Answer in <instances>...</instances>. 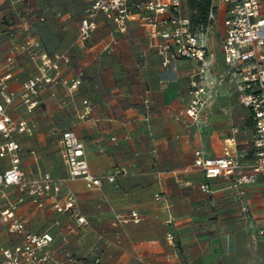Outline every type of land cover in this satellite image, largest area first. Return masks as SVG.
Instances as JSON below:
<instances>
[{"label": "crops", "instance_id": "obj_1", "mask_svg": "<svg viewBox=\"0 0 264 264\" xmlns=\"http://www.w3.org/2000/svg\"><path fill=\"white\" fill-rule=\"evenodd\" d=\"M85 7V0H0V70L11 75L10 92L18 93L38 72L42 53L64 57L59 82L39 90L32 113L19 97L7 108L28 128L14 135L21 169L27 178L49 173L61 196L76 197L74 209L59 214L48 203L35 207L10 186L0 189V209L23 196L15 215L28 229L53 235L50 264H264V176L237 186L224 173L205 178L193 167L197 149L204 156L228 149L252 159V120L238 98L237 77L208 47L213 30L217 38L223 32L224 7L207 37L212 100L195 120L185 109L197 63L177 59L163 67L158 38L136 20L120 32L100 17L80 41ZM83 100L89 102L85 117ZM67 130L83 142L89 173L114 175L113 181L89 188L82 178L69 177L61 157ZM7 164L0 159V169ZM131 210L140 213V222L112 225L116 215ZM76 211L85 223L76 224ZM19 241L0 221V248Z\"/></svg>", "mask_w": 264, "mask_h": 264}, {"label": "built area", "instance_id": "obj_2", "mask_svg": "<svg viewBox=\"0 0 264 264\" xmlns=\"http://www.w3.org/2000/svg\"><path fill=\"white\" fill-rule=\"evenodd\" d=\"M86 7L79 21L78 39L86 41L100 17L111 22L120 32H126L128 23L136 20L142 27L149 29L150 36L158 38L155 44L161 65L167 67L177 59L195 61L197 68L190 81V100L185 113L197 119L203 108L212 100V81L208 80L210 58L207 47L209 31L216 27V15L219 5L224 7L223 32L219 38L223 61L232 68L237 77L236 90L241 104L249 111L252 120V159L243 157L228 149L220 155L204 156L200 149L194 151L193 167L200 170L205 178H214L221 174L231 177L235 185L252 183L256 177L264 176V17L260 13L259 0H211L204 25L194 26L184 12L185 0H85ZM61 54L46 53L40 55L38 72L27 77L21 84V90L13 93L8 90L7 80L10 73L0 70V159L8 164L0 169V189L15 186L25 193L32 205L37 208L48 203L59 214L74 209L76 197L68 192L60 195V187L49 173L39 177L27 178L21 169L20 145L14 138L16 133L28 130L24 119H13L7 112L15 97H19L26 113H32L38 105L39 90L46 85L59 82V62ZM74 81L69 90L76 87ZM84 111L81 117L89 113V102L82 101ZM61 157L67 166L70 178H82L86 186L98 188L104 180L113 181L114 175L93 176L88 171L83 142L71 130L64 131ZM202 191L208 192L205 184ZM155 199L161 195L156 193ZM19 196L15 202L0 209V221L7 232L20 239L19 242L0 248V264H50L49 247L53 235L49 231H32L26 227L25 220L15 215V209L23 201ZM76 224L86 219L79 212L74 213ZM140 213L131 210L116 215L112 225L138 223ZM172 232L166 233V239L173 241ZM92 264H100L97 259Z\"/></svg>", "mask_w": 264, "mask_h": 264}, {"label": "trees", "instance_id": "obj_3", "mask_svg": "<svg viewBox=\"0 0 264 264\" xmlns=\"http://www.w3.org/2000/svg\"><path fill=\"white\" fill-rule=\"evenodd\" d=\"M211 0H185V13L190 17L194 26L204 25L207 21V13Z\"/></svg>", "mask_w": 264, "mask_h": 264}, {"label": "rangeland", "instance_id": "obj_4", "mask_svg": "<svg viewBox=\"0 0 264 264\" xmlns=\"http://www.w3.org/2000/svg\"><path fill=\"white\" fill-rule=\"evenodd\" d=\"M219 38H220V34H218V38H217L216 32L213 30L212 34L210 35V40L208 41V47H210L212 49L216 48V52H217V55L219 57L218 59L223 61L222 54L219 50V43H218Z\"/></svg>", "mask_w": 264, "mask_h": 264}]
</instances>
